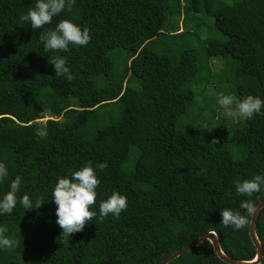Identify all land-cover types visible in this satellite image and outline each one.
Wrapping results in <instances>:
<instances>
[{
	"label": "trees",
	"instance_id": "obj_1",
	"mask_svg": "<svg viewBox=\"0 0 264 264\" xmlns=\"http://www.w3.org/2000/svg\"><path fill=\"white\" fill-rule=\"evenodd\" d=\"M35 3L0 0V162L8 171L0 199L20 176L18 201L27 194L34 208L18 202L0 214L17 242L0 247V264H154L207 231L227 256L251 260L248 223L226 227L220 212L247 215L241 202L264 197V186L251 197L235 187L264 175V109L233 122L218 97L264 100V0H75L70 12L32 29L20 16ZM182 16L195 23L180 29ZM62 19L89 28L91 40L46 52L40 34ZM54 56L66 59L73 81L55 75ZM195 96L205 124L195 125L200 115L189 110ZM215 114L223 119L209 127ZM46 116L52 126L39 121ZM89 161L100 180L97 215L66 236L52 192ZM113 191L127 208L101 220L99 204ZM254 229L264 264V205ZM166 264L227 263L203 240Z\"/></svg>",
	"mask_w": 264,
	"mask_h": 264
},
{
	"label": "clouds",
	"instance_id": "obj_2",
	"mask_svg": "<svg viewBox=\"0 0 264 264\" xmlns=\"http://www.w3.org/2000/svg\"><path fill=\"white\" fill-rule=\"evenodd\" d=\"M74 3L75 0H36L35 6L30 8L27 14L20 16V22H30L32 29L43 28L45 25L51 24L53 18L65 9L70 12ZM39 39L44 43L46 52H68L70 44L86 46L90 42L91 36L89 28H82L70 19H62L55 25L54 29L42 32ZM50 63L54 66L57 77L63 75L69 82L75 79L64 57L54 56ZM218 104L229 114L232 107L235 106L236 114L247 120L252 119L255 114H260L261 110L264 109V100L253 95H247L241 99L234 94L220 93ZM218 142L214 137L211 145ZM98 167L100 170H104L107 165L100 163ZM7 176L6 166L0 162V182ZM99 185L100 180L90 161L79 170L72 171L70 176L58 178L52 192V200L56 204V223L66 236L83 231L89 221L96 217L97 214L92 208L96 204L98 195L96 189ZM20 186L21 177L16 176L11 181L10 190L0 199V214H11L18 202L25 210L34 209L27 194L20 197L18 201L17 193ZM261 186H264V175H255L251 179L236 181L235 183L236 192L248 197L259 192ZM43 203L42 200L38 199L35 208H39ZM126 208L127 197L118 191H113L106 200L99 204L100 219L103 220L109 214L119 217ZM240 208L244 209L247 215H242L239 211L223 209L220 212L222 224L226 227L234 226L236 229L246 226L248 217L255 211V204L251 200H245L241 202ZM6 232L7 228L0 226V247L14 250L17 242L6 236Z\"/></svg>",
	"mask_w": 264,
	"mask_h": 264
},
{
	"label": "water",
	"instance_id": "obj_3",
	"mask_svg": "<svg viewBox=\"0 0 264 264\" xmlns=\"http://www.w3.org/2000/svg\"><path fill=\"white\" fill-rule=\"evenodd\" d=\"M263 205H264V197L261 198L255 204V211L251 216H249V220H248V236L255 249V255L251 260H240V259H235V258L227 256L221 250L218 240H217V236L214 233V231H207L203 233L202 235L198 236L197 238H195L194 240L190 241L186 245H183L182 247L172 251L170 254L158 260L154 264H166L170 260L182 254L184 251L195 247L196 245L201 243L203 240H207L210 243L211 249L213 250L215 256L227 264H258L262 257V248L255 234L254 227H255V220H256L257 214L260 211V209L263 207Z\"/></svg>",
	"mask_w": 264,
	"mask_h": 264
},
{
	"label": "rangeland",
	"instance_id": "obj_4",
	"mask_svg": "<svg viewBox=\"0 0 264 264\" xmlns=\"http://www.w3.org/2000/svg\"><path fill=\"white\" fill-rule=\"evenodd\" d=\"M166 21H172L171 19H167ZM178 23H179V28L181 29V27L184 25V26H188L189 24H191L192 25V23H195V20L193 19V17L192 16H182L180 19H179V21H178ZM120 59H121V57H120V55L117 53V51L115 50V52H114V55H113V62H114V66L116 67V65L117 64H119L120 63ZM217 70H219V69H217ZM147 80H145V81H143V83H144V86H145V82H146ZM147 87V86H146ZM202 87V86H201ZM144 88V87H143ZM146 89H148V88H146ZM203 90V94L206 92V94L207 93H210L211 91H212V93H213V91L214 90H209V91H206L207 89H202ZM215 92V91H214ZM215 94H216V92H215ZM200 99H201V97L199 98V97H197V96H195V98H194V103H193V105L189 108V110L191 111V114L193 115V117H194V119H196L199 115H200V118H199V120H197V121H195V125L196 124H205V117H206V113H205V111L202 109V104H201V107L199 106V104H200ZM111 111H113V113H116V111H117V109L115 108V107H111V109H110ZM221 112H220V114L221 115H223L224 117H226L227 119H230V120H232L233 122H236L237 121V117H238V115L236 114V110L234 109V108H232L231 110H230V114H229V112H227L225 109H223V108H221L220 107V109H219ZM197 114H198V116H197ZM217 115H218V113H217ZM216 114H215V119H216V121H215V119H212L210 122H209V127H212V126H214V125H216L217 123H219L220 122V119L222 118V117H220V116H217ZM50 117H43V118H41V119H39V121L43 124V125H45V127L47 126H52V125H49L48 124V122L46 121L47 119H49ZM223 119V118H222ZM226 121V120H225ZM216 122V123H215ZM208 127V128H209ZM42 132V131H41ZM45 133L46 134H49L50 133V130L49 129H45Z\"/></svg>",
	"mask_w": 264,
	"mask_h": 264
}]
</instances>
